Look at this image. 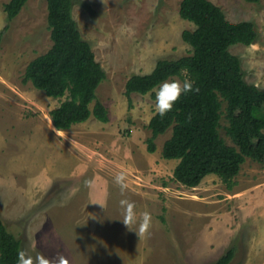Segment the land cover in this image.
<instances>
[{
	"label": "rangeland",
	"instance_id": "1",
	"mask_svg": "<svg viewBox=\"0 0 264 264\" xmlns=\"http://www.w3.org/2000/svg\"><path fill=\"white\" fill-rule=\"evenodd\" d=\"M8 1L0 0V219L21 250L33 258L63 255L69 264H214L233 248L229 264H264V163L246 159L231 189L214 174L187 188L173 179L178 161L161 156L171 129L157 137L154 153L147 151L155 97L132 93L129 106L124 94L130 76L151 72L158 59L190 53L181 34L194 25L179 15L182 0H73L77 27L106 73L96 94L109 120L90 117L59 138L46 130L51 152L36 147L39 153L19 136L34 135L37 125L47 129L49 111L64 100L23 81L28 63L52 45L47 3L27 0L8 20ZM211 1L230 21L254 22L256 43L229 50L245 80L263 88L264 3ZM220 134L232 145L223 128ZM55 166L60 174L50 175ZM21 171L34 191L7 186ZM44 174L47 189L39 182ZM118 174L125 176L123 194L114 182ZM122 200L135 204L132 231L121 221ZM144 211L151 226L138 237Z\"/></svg>",
	"mask_w": 264,
	"mask_h": 264
},
{
	"label": "trees",
	"instance_id": "2",
	"mask_svg": "<svg viewBox=\"0 0 264 264\" xmlns=\"http://www.w3.org/2000/svg\"><path fill=\"white\" fill-rule=\"evenodd\" d=\"M51 47L26 66L24 82L47 96L64 98L49 111L58 130H68L90 117L106 123L107 108L96 91L106 73L96 60L91 44L84 40L72 14L73 0H45ZM264 3V0H244ZM27 0H9L3 9L12 20ZM182 19L194 25L181 37L191 50L178 59H158L147 74H134L125 83L124 94L131 106L132 93H151L162 82L178 76L193 81L199 92L183 94L164 117L154 114L147 124L149 153L156 151L155 140L171 129L162 145L161 156L177 160L173 179L194 188L211 174L231 189L246 159L264 163V88L248 83L240 59L229 48L256 42L254 22H233L211 0H182ZM224 119L225 124H222ZM232 142L228 144L220 129ZM21 242L0 219V264H18ZM234 249L229 248L214 264H229Z\"/></svg>",
	"mask_w": 264,
	"mask_h": 264
},
{
	"label": "clouds",
	"instance_id": "3",
	"mask_svg": "<svg viewBox=\"0 0 264 264\" xmlns=\"http://www.w3.org/2000/svg\"><path fill=\"white\" fill-rule=\"evenodd\" d=\"M193 81L185 79L183 83L179 80H171L162 82L155 91L154 111L160 117H164L168 112L172 111L173 106L183 94L190 92H199V88H193ZM115 184L120 188L121 194L127 188L125 176L118 174L115 177ZM121 207L123 209L121 220L123 224L130 230L131 226L136 222L135 204L128 200H122ZM151 226V214L144 211L140 214L138 230L135 231L138 237L145 236ZM18 264H69L67 257L57 255L54 258H49L44 255H39L35 258L27 255L23 250L18 253Z\"/></svg>",
	"mask_w": 264,
	"mask_h": 264
},
{
	"label": "crops",
	"instance_id": "4",
	"mask_svg": "<svg viewBox=\"0 0 264 264\" xmlns=\"http://www.w3.org/2000/svg\"><path fill=\"white\" fill-rule=\"evenodd\" d=\"M255 43H253V44H255ZM253 44H251V45H253ZM251 45H249V46H251ZM244 46H246V45H244ZM263 88H264V86H263ZM47 118H49L48 119L49 120V123H47V127H46L47 129L43 130V127L44 126L43 125H40V122H38L40 126H38V125L36 126L37 127V130H36V132H34V135L30 136L29 133H28V135H25L24 136V138L26 140L22 137V135L19 136V138H21V143L20 144L21 145H24L25 143L26 144H30V147H33L35 149H39L40 148V149H43V150H46V151H50L51 152V150H50V147L51 146H49L47 144V142H50L49 141L50 139H46V138L43 137V136L46 135V134H44L45 131L48 130V133H50V134H48V136L54 137V138H59V137L62 136L63 133L68 132L69 130H58V129H56L54 127L53 123H52V120L50 118V115ZM79 124H81V123H79ZM27 136L29 137L28 139H27ZM66 140H67L66 142L69 141V139H66ZM3 142H6V141H3ZM36 147H39V148H36ZM33 148H32V150H35ZM40 149L37 151L38 153L40 152ZM54 160H57V157H54ZM48 170H51V168H49ZM60 171H61V169L58 168V166H55V168L52 169V172L50 171V175H51V173H53L54 176H56L55 174H57V173L60 174ZM66 172H64V174ZM17 176L18 177H14L13 175L12 176H9V181L7 182L8 183L7 186L12 187V188H16V189H18V191L20 189V192H21V190L24 191L27 188H28V192L27 193H30V192L34 191L35 188L32 187V183L30 184V182L28 181V178H27L26 174L23 171L19 172V175H17ZM41 176L42 175H39L40 178H41ZM3 178L4 177H2V179ZM45 178H47V176L44 174V178H41L42 180L39 181V182H40V185L41 184L43 186L45 185V188L47 189L48 188L47 186L50 185V183H47V181L45 180ZM91 193L93 194L94 191L93 192L91 191ZM89 196L93 200V197L92 196H95V195H92V196L89 195Z\"/></svg>",
	"mask_w": 264,
	"mask_h": 264
}]
</instances>
